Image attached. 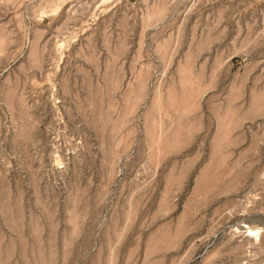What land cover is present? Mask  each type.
I'll return each mask as SVG.
<instances>
[{
    "label": "rangeland",
    "instance_id": "rangeland-1",
    "mask_svg": "<svg viewBox=\"0 0 264 264\" xmlns=\"http://www.w3.org/2000/svg\"><path fill=\"white\" fill-rule=\"evenodd\" d=\"M0 264H264V0H0Z\"/></svg>",
    "mask_w": 264,
    "mask_h": 264
},
{
    "label": "bare ground",
    "instance_id": "bare-ground-1",
    "mask_svg": "<svg viewBox=\"0 0 264 264\" xmlns=\"http://www.w3.org/2000/svg\"><path fill=\"white\" fill-rule=\"evenodd\" d=\"M249 231H250V233H252V235H254V233H255L256 230H252V229L249 228ZM250 235H251V234H250ZM252 235H251V236H252Z\"/></svg>",
    "mask_w": 264,
    "mask_h": 264
}]
</instances>
